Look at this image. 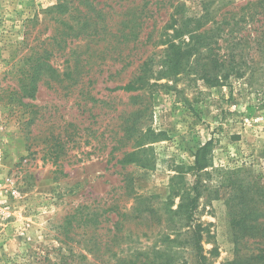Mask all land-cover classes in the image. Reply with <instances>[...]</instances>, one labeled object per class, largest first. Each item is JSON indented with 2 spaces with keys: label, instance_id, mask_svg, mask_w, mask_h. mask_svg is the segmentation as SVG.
<instances>
[{
  "label": "rangeland",
  "instance_id": "rangeland-1",
  "mask_svg": "<svg viewBox=\"0 0 264 264\" xmlns=\"http://www.w3.org/2000/svg\"><path fill=\"white\" fill-rule=\"evenodd\" d=\"M249 1L0 0V264H264V52ZM225 18L249 55L241 77L207 83L205 45L158 73L165 34L210 43ZM145 63V89L115 90ZM172 184L196 196L201 257L180 215L166 239Z\"/></svg>",
  "mask_w": 264,
  "mask_h": 264
},
{
  "label": "trees",
  "instance_id": "trees-1",
  "mask_svg": "<svg viewBox=\"0 0 264 264\" xmlns=\"http://www.w3.org/2000/svg\"><path fill=\"white\" fill-rule=\"evenodd\" d=\"M246 8H253L254 12L252 13V16L255 18L259 17L261 25L259 26V35L255 39L257 46V51L264 52V0H253L249 1L245 6L241 8V10H244ZM233 12V11H228ZM228 12H226L228 14ZM214 23L217 24L215 29H212L210 32V43L208 42H202V37L204 35L202 34H196V29L190 31V37L189 41L187 43H175V39L179 38L181 35V31L177 28L174 29V34H165L167 35V38L165 41L167 42V48L165 50V54L162 59V70H160L158 73L160 75L166 74V73H177L178 70L181 69L182 61L189 60V58L192 55H195L200 51V48L202 49L203 45L210 47V69L207 70L205 68H202V78L207 82L210 83L212 86H217L222 84L225 81H228L232 76L235 77H241L244 72L246 71L244 69V65L247 64V58L244 55L243 49L239 48L242 43V38H237L234 35L233 29H227L225 30L224 24H230L231 22L228 21V19L223 20H215ZM174 26V24H173ZM118 30L115 32H112L113 35H116ZM238 39V40H236ZM230 40H233L234 43H230ZM225 43H228V46H225ZM152 70H150L147 67V63L142 65L141 73L139 76L135 77L134 79L130 80L127 84L117 86L115 90H124V91H137L140 89H145L148 86L149 82H146L148 80L147 74L151 73ZM210 72V76H209ZM156 73V72H155ZM152 74V73H151ZM36 87H32L29 91L27 96H34V91ZM25 95V94H24ZM196 157V166L197 168L201 169L204 167V165L201 163V160L199 158V154H204L205 148L202 147L199 150ZM173 194H170V198L172 196H178L180 194L176 193L177 187H175L173 184L171 186ZM194 189H197L196 186H193ZM179 191V190H178ZM174 203V201H172ZM196 203V196L191 197L190 195H186L184 192L180 195V203L178 204V209L171 211L170 216V222L173 223L175 226L174 232L175 238H171V235H167V241L168 242H177V238L180 235L181 227H184L183 224L175 223L174 219L175 217H178L177 215H180L178 218V221L186 220L185 225L187 227V233L191 234L192 240L196 243V250L197 255L202 256V249L203 245L201 244L202 235L200 232V224L195 222L193 218V213L187 211L186 209L192 208L195 206ZM177 221V222H178ZM240 222V220H239ZM179 244L181 242H178ZM263 257V256H261ZM173 261L169 262L167 264H173ZM184 264H188L187 261L183 262ZM132 264H137V262H134Z\"/></svg>",
  "mask_w": 264,
  "mask_h": 264
}]
</instances>
